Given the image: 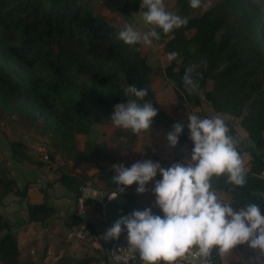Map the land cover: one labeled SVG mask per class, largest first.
Wrapping results in <instances>:
<instances>
[{"label": "trees", "instance_id": "obj_1", "mask_svg": "<svg viewBox=\"0 0 264 264\" xmlns=\"http://www.w3.org/2000/svg\"><path fill=\"white\" fill-rule=\"evenodd\" d=\"M118 1L125 13L143 11L141 0ZM176 4L179 9L175 14L187 18L188 24L167 35L158 29L160 39L155 40L163 44L166 58L173 51L178 54L163 67L176 107L185 110L187 102L200 105L198 91L202 90L216 112L241 118L252 145L227 126L238 141L237 150L248 157L246 184L236 187L222 176L213 178V185L233 207L254 202L261 205L264 215V179L260 176L264 170V0H208L197 15H191L195 8L189 0H177ZM122 28L96 11L90 0H0V115L19 117L27 131L37 132V140L51 141L47 151V144L41 142L47 157L39 155L34 163L52 168L58 153L72 162L69 169L58 164L53 170L56 181L73 194L74 201L83 184L74 171L76 165L96 160L101 170L107 171L106 185L99 189L111 196H104L103 202L85 199L103 214L107 229L122 216L147 207L137 202L129 187L120 192V186L112 183V167L101 164L117 161L106 145L87 138L80 149L77 135L88 136L112 125L114 106L130 98L125 95L128 86L148 90L145 100L158 110L151 129L163 127L170 132L180 123L179 149L191 154L193 148L187 122L174 119L161 107L141 45L129 46L117 39ZM190 66H195L192 78L198 82L192 94L182 83ZM113 132L114 136L135 137L122 128ZM9 144L16 160L33 159L31 148L23 141L10 139ZM0 171V199L8 194L26 199L29 185L19 188L4 168ZM46 198L43 193L42 202L27 204L28 221L44 222L56 211ZM76 220L84 221L74 216L73 223ZM45 254L43 248L36 258L22 256L13 225L0 213V264H39ZM92 260L89 256L84 260L62 257L63 264H91ZM213 264H222L215 252Z\"/></svg>", "mask_w": 264, "mask_h": 264}, {"label": "clouds", "instance_id": "obj_2", "mask_svg": "<svg viewBox=\"0 0 264 264\" xmlns=\"http://www.w3.org/2000/svg\"><path fill=\"white\" fill-rule=\"evenodd\" d=\"M190 7L198 8L201 0H189ZM140 13L145 24L154 27L145 32L138 31L126 23L116 34L117 39L129 46L151 47L153 40L160 39L158 29L167 35L173 29L188 24L185 17L166 9L164 0H141ZM178 54L167 55L171 62ZM195 66L185 70L182 83L192 94L198 82L192 78ZM126 102L114 106L110 121L115 128L130 130L133 134L149 132L158 110L152 102L145 100L146 88L128 86ZM142 102V103H141ZM189 139L193 144L190 159L175 162L165 168L151 159L136 161L131 166L120 163L112 165L115 173L111 181L123 192L137 185L136 192L144 194L149 182L159 173L152 192L155 206L162 215L153 214L151 208L134 210L122 216L108 228L102 238L118 240L123 230L127 231V250L139 256L142 264H176L185 254H194L200 264H212L213 253L226 264L225 258L237 245L247 244L257 252L249 264H264V215L261 205L249 202L233 207L218 194L213 178L226 176L227 183L236 187L246 184L247 171L244 158L237 150L238 141L229 133L225 120L217 115L186 117ZM167 134L171 147H175L183 131L176 123Z\"/></svg>", "mask_w": 264, "mask_h": 264}, {"label": "rangeland", "instance_id": "obj_3", "mask_svg": "<svg viewBox=\"0 0 264 264\" xmlns=\"http://www.w3.org/2000/svg\"><path fill=\"white\" fill-rule=\"evenodd\" d=\"M90 1L94 9L102 13L107 18V20L113 25L123 27L126 23H131L135 26L138 31L141 32L149 31L152 29V26L148 25L149 28H147L143 22H140L141 20L139 21L137 18L135 19V16L133 17L129 13H125L121 8L122 1ZM176 1L177 0H164L166 9L170 12L176 13L179 9L178 5L176 4ZM207 3L208 0H204L203 4H201L200 7L195 8L191 11V15H197L198 13H200L207 6ZM140 45L142 55L144 56L146 61V65L150 68L149 77L153 86L157 90V96L161 107L167 113H169L171 117L177 120L187 122L186 117L191 114H196L202 118L214 117L219 115L225 120L226 124L232 126L239 132L241 138L245 139L248 144L252 145V141L249 139L247 132L241 126V118L216 112L211 106V104L204 98L202 90L198 91L202 99L200 105H193L192 103L187 102L185 110L178 109L176 107V96L173 87L171 86V84H168L164 78L163 67L168 63V60L163 55V44L153 40V44L151 47H146L142 44ZM114 129L115 127L110 124L104 125L96 129L88 136L77 135L78 147L80 149H83L84 141L87 138H92L97 142H102L106 145L108 150L113 153L114 158L117 161L116 163H120L125 166H131V164L136 161L151 159L154 162H159L162 167L167 168L175 162L190 159V153L180 150L178 145H176L175 147H171L169 145V142L167 140V134L169 133V131H167L163 127H157L155 129H151L149 132L141 133L139 135L135 134V137L114 136ZM27 130L22 119H20L19 117L12 116L11 114L7 113L0 115V133H3L4 135L7 134L9 136L13 135V137H19L25 143L32 145L34 137L37 139V132H35L36 135H34L33 131L32 133H30V131ZM22 132H25V135H18V133ZM38 136L40 135L38 134ZM38 141L39 144H41V142L47 144V151L51 144V141L42 137L41 140L38 139ZM153 155L155 156L153 157ZM243 158L244 166L245 168H247L249 165L248 157L243 156ZM55 160L56 161L51 163V165H53V169L55 165L58 164L64 165L66 169L72 167V162L69 160L66 161L60 153L56 155ZM113 164L114 163L105 162L101 165H104L108 168L112 167ZM74 171L77 172L82 178L83 184L81 186H86L89 187L91 190L95 189L97 191V194H95V198H92L93 200L103 202V199L106 196L107 198H109L108 191L99 189V187H104L106 185L107 171L101 170V167L96 160L80 162L78 165H76ZM159 179H161V177L158 173L154 181L149 182V184L146 186L148 191H146L144 194H138L136 192L137 185L135 184L130 186L129 189L136 197L138 203H142L145 207L151 208L152 211H157L162 214L160 209L155 206V196L152 192L155 180ZM95 213H97V215L93 216L94 219L90 218L92 221L88 220V216ZM84 215H86L83 217L84 221L78 222L76 220L74 223H81L82 225L85 224L87 226L89 225L87 229H89L92 233H98L100 231L105 233L107 228L104 222V216L103 214H100L94 209L93 203L87 204V209ZM74 216L76 215H73V221ZM69 227L63 229L61 232H59V234L57 233L58 236L57 234H53L52 237L47 235L46 239L44 238L43 244H41V249L40 247H38L40 249L39 251L37 248L35 249V254H39L40 252H42V249L45 248L43 245H47L45 248V256L47 257V260H45V258L44 261L40 262L39 264H56L57 262H62V257L64 256H69L71 259L75 260H84V258L89 256L93 259L92 262L90 261L91 264H96L103 260V255L98 250L94 249L88 241H68V239H66V232H69L73 229L71 225ZM65 248L68 249V252H64L63 254H61V250ZM248 248L249 247L246 244L237 245L225 258L226 263L244 264L241 261V258L239 257L238 253H234L233 251L238 250L241 253L240 255L245 258L251 253ZM55 256L59 257L57 262L54 260ZM245 262L248 264V261H246V259Z\"/></svg>", "mask_w": 264, "mask_h": 264}, {"label": "crops", "instance_id": "obj_4", "mask_svg": "<svg viewBox=\"0 0 264 264\" xmlns=\"http://www.w3.org/2000/svg\"><path fill=\"white\" fill-rule=\"evenodd\" d=\"M140 13V11H135L130 12L129 14L133 17L135 16V19L137 18L139 21L141 20L140 22L144 23ZM145 25L149 28L148 24ZM24 133H18V135L22 134L23 136L25 135ZM10 136L0 133V161L5 163H0V168H4L8 175L15 179L19 188H23L26 184L29 185L27 192L28 197L23 199L14 194H8L2 197L0 199V213L13 225V232L18 238L21 255L24 257L36 258L37 253L35 254V249L37 248L38 251L41 249V244H43L44 238L46 239L47 235L52 237L53 234H59V232L70 225L72 227L75 226L72 218L75 214V201L71 192L60 182L56 181L57 172H55L53 168H50L47 164L40 165L34 163V160L39 155H44V152L42 153L38 150L39 141L34 138L33 144L29 145L19 137H13V135ZM10 139L23 141L29 149L31 148L30 154L33 159L31 161L16 160L12 155V150L9 144ZM43 193H47V204L52 208H55L56 211L44 222L28 221L26 212L27 204L42 202ZM94 215L96 216L97 213L89 215L88 220L92 221L90 218L94 219ZM43 246L46 248L47 245L44 244ZM38 247H40V249ZM248 250L251 253L245 258L240 255L241 253L238 250H234L233 252L238 253L244 264H247L245 259L249 264V262L255 260L257 252L250 248H248ZM64 252L67 253L68 249L65 248L61 250L60 253L63 254ZM100 253L104 258L96 264H112L108 260L106 253ZM45 258L44 259L47 260V257ZM44 259L41 262H43Z\"/></svg>", "mask_w": 264, "mask_h": 264}, {"label": "built area", "instance_id": "obj_5", "mask_svg": "<svg viewBox=\"0 0 264 264\" xmlns=\"http://www.w3.org/2000/svg\"><path fill=\"white\" fill-rule=\"evenodd\" d=\"M38 150L40 152H44V158L47 157L45 154L44 144H39ZM260 176L264 179V170L261 172ZM80 191V195L75 200V215L79 218H83L87 209V203L85 202V199L87 197L95 198V194H97V191L95 189L91 190L86 186H81ZM110 195L111 194H109L108 197H110ZM103 234L104 232L102 231L98 233H92L89 229H87L85 224L82 225L81 223H78L75 224L73 229L67 233L66 238L70 241L72 240L77 242L88 241L94 249L106 253L108 260L112 264H142V261L139 259L138 254L133 255L127 250L126 229L122 231L118 240L105 241L102 238ZM54 258L56 262L59 259L58 256H55ZM56 264L63 263L57 262ZM176 264H200V261L193 251V254L190 255L186 253L184 258L178 259Z\"/></svg>", "mask_w": 264, "mask_h": 264}]
</instances>
